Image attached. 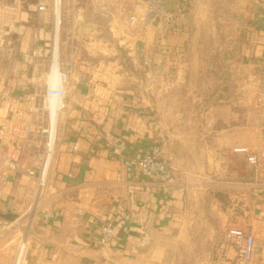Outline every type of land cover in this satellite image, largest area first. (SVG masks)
<instances>
[{
	"label": "crops",
	"instance_id": "obj_1",
	"mask_svg": "<svg viewBox=\"0 0 264 264\" xmlns=\"http://www.w3.org/2000/svg\"><path fill=\"white\" fill-rule=\"evenodd\" d=\"M163 2L171 15L169 22L139 24L128 29L122 37L112 39L113 47L109 49L110 53H117L115 46L121 45L123 50H128L127 54L132 56L136 66L146 70L147 82H135L137 78L127 80L125 72L109 68L103 61L92 63L89 59L94 53L91 45L93 36L86 32L73 34L62 40V43L77 45L69 54L62 51L65 59L74 57L64 84L62 101V94L58 92L63 89L59 56L54 50L46 77L49 91H54L51 101V93L46 98L52 130L62 102L63 113L58 121V143L49 187L42 207L37 209L38 220L31 228L33 233L29 229L24 234L27 238L31 237L32 242L23 264H42L44 260L48 263L51 262L48 258L55 260V256H59L64 249L86 250L87 246H97L98 226L104 221H111L114 225V238L104 246L105 251L124 259L147 263L163 250L161 241L181 231L192 219L191 212L197 203L192 204L190 198L202 196L206 186H190L189 181L194 179V175L183 164V152L176 141L188 135L178 124L195 120L197 123L217 122L221 117L217 109L222 100L214 95L209 98L201 95L197 99L203 102L205 110L191 113L187 109L188 99L181 95L178 97L177 92L204 85L205 81L200 84L198 78L193 82L191 79L194 74H206L202 62L211 54L263 67L264 6L261 0ZM38 3L44 4V10L38 11ZM68 3L72 11L87 10L86 6L78 7L77 0ZM31 4L30 10L23 0L12 3L0 0V96L4 97L0 99V123L9 115L20 122L25 120L26 102H18L15 98L18 95L27 98L33 92L37 97L40 95L38 68L44 57L52 52L51 8L47 0ZM60 4L61 0L57 7L56 4L54 6L56 17L57 13L59 17ZM178 7L182 8V13H177ZM214 9L229 12L228 21L235 28L232 32L222 36L206 33L204 28L209 20L224 19L221 16L211 17ZM58 17L55 19V41L58 40ZM80 25L87 27L86 22H80ZM96 42L104 45V39ZM34 51L39 59L37 67L34 66ZM101 53L102 59L104 52ZM35 68L38 70L36 75ZM207 74L213 76L216 72L212 69ZM248 103L252 107L257 100L252 98ZM261 115L264 117V108ZM246 118L250 120V111ZM106 132L122 138L125 148L120 154L103 147L102 134ZM211 132L213 139H229L226 153L243 160L231 153L233 146L245 144L237 141L241 136L213 127L207 133ZM165 134L168 140L164 145V157L175 169L173 182L162 183L157 178L126 171V165L136 156L137 146H150L157 136ZM38 146L36 143L30 147L29 161L38 151ZM226 170L228 173L234 171L229 167ZM249 170L244 171L239 181L229 176L221 183L216 181L207 185H219L229 192L232 189L235 194L238 189L244 191L238 200L242 199L244 206L250 204V208L246 206L244 210L243 218L248 216L243 225L253 234L257 244L252 264H264V174ZM233 174L235 178L236 171ZM28 181L23 174H11L0 205L1 213L14 212V209L27 204ZM211 201L218 200L212 198ZM52 211H57L58 216L45 219L44 215ZM209 215L216 222L211 233L218 235L223 230V238L228 227L240 225L232 222L226 212L214 209ZM6 222L0 218V264H13L15 254L12 260V252L16 245L13 239L17 230L8 228ZM226 242L219 244L212 264H233L235 249ZM8 244L5 252L1 250Z\"/></svg>",
	"mask_w": 264,
	"mask_h": 264
},
{
	"label": "rangeland",
	"instance_id": "obj_2",
	"mask_svg": "<svg viewBox=\"0 0 264 264\" xmlns=\"http://www.w3.org/2000/svg\"><path fill=\"white\" fill-rule=\"evenodd\" d=\"M12 1L14 0H7L8 3H12ZM68 1L71 2L72 0H61L59 10L60 18L57 13V17L59 18V59H65L62 51H67L69 54L74 50L73 47L77 46L75 43H62V40L73 34L79 35L86 32L93 36L91 45L94 53L91 55L92 58L89 59L92 63L98 64L103 61L104 65L106 64L107 67L117 68V70L122 73L125 72L124 77L127 80L131 81V78H137L135 82H147L149 77L145 74L146 70L136 66V63L132 60V56L127 54L128 50H123L121 45H117L115 46L117 53L109 52V49L111 50L113 47L112 39L116 40L122 37L128 29L134 28V26H130L129 24V16L134 12L135 8L140 11V7H135L136 0H77L76 4L78 7L85 8L86 6V12L77 10L72 11L70 9L72 7ZM26 3H28L27 7L29 6L31 10V3L34 2L26 0ZM119 3L121 4L118 5ZM47 4L51 8V14L53 16L52 33L54 35L56 29L54 0H47ZM57 6L58 1L56 0V7ZM216 16H221L224 19L213 20L214 22L209 20L207 26L204 28L207 34L222 36L229 34L235 29L232 28V24L228 21V11L214 9L211 13V17ZM80 22H86L87 27L81 26L82 24L80 25ZM91 23L92 26H88V24L91 25ZM238 23L241 24L239 21ZM236 28L239 29V27ZM99 39H104V45L100 42H96V40ZM101 52H104V58L102 59L100 54L103 53ZM51 58L52 52L49 56L47 55L44 57L45 60H43L42 65L38 68L40 76L38 79L41 81L39 87L41 91L38 96L39 101H42V97L45 93V82L50 70ZM68 58H70V56H68ZM72 59L74 60V57H72ZM202 65L206 69V74L198 76L194 74L192 76L193 80L191 79V81H196V78H198L199 80L197 81H199L200 84L205 81L204 85H197L188 88V90L177 92L178 97L181 95L188 99L189 107H187V109L191 113H199L205 110L202 105L203 102L197 99V97H201V95H204L203 98H209L214 95L216 98L218 97L222 100L220 107L217 109L218 114L221 116L217 122L197 123V120H195L194 122L178 124L179 127L185 129L184 131H186L188 135V137L176 141L179 142V149L183 152L181 155V158L183 157L184 159L183 164L187 166L188 170L194 175V179L189 181L190 186H206L202 196L199 198H190L192 204L197 203L191 212L193 214L192 219L186 222V225L181 231L161 241L163 250L153 257L154 260L147 263L138 260L124 259L117 254L105 251L104 246L97 244L95 247L87 246L88 248L86 250L78 248L64 249L60 252L59 256H55V260L51 257H46V259H50L51 262L46 263L44 260L42 264H212V260L217 257V248L219 244H227V242L223 238V230L219 232L218 235H216L217 233L215 235L211 233V230L216 227V222L210 217L209 213H212L214 209L219 212H226L231 217L232 222L240 224L238 227L246 228L243 224L246 222L245 218H247L248 215L245 218H243V215L246 206L250 208V204L244 206V201L242 199L238 200V198H241L240 194L244 191L238 189L239 194H235L232 192V189L231 192H229L228 189L226 190L219 185L212 187L207 184H215L216 181L221 183L228 179L229 176L239 181L242 179L244 171L248 169L251 170V168L248 167L243 160L226 153L225 147L226 144L229 143V139H213V133L207 132L211 127L217 130L227 129L230 130L232 135L241 136L237 141L243 143H249L257 139L260 129L264 125V117L261 115V110L264 106L257 103L255 106L252 105L251 107L248 100L252 98L257 100L262 89H264V85H262L260 81H257L261 76L263 67L250 65L249 62L244 64L238 59H226L213 54L210 56L208 55V57L203 60ZM212 69L216 72L213 76L207 74L211 72ZM212 77L215 78V81ZM254 84H256V86ZM50 93L51 101L54 91L50 90ZM49 94L47 96H49ZM52 110H54V108H52ZM249 111L251 118L248 121L246 116L249 114ZM62 113L63 108L59 114L58 121ZM199 133H201V135ZM165 136L166 140H168V136L166 134ZM227 167L236 171L235 178L233 177L234 171L232 172L231 170V173H228L226 170ZM44 197L40 199L37 205L36 203L30 205V202L27 201V204L14 209L12 213L16 214V217L12 221L3 219L7 221L5 225H7L8 228L17 230L14 236L15 240L13 239V243L15 242L16 245L13 247L12 260L14 254L16 256V248L20 244L22 236H25V232L30 229L29 232L33 233L32 229L38 220V210H40L43 205ZM212 198H216L218 201H211ZM221 218L223 220L225 219L224 217ZM228 220H230V218ZM31 242V237H28L24 259ZM8 246L9 244L1 250L5 252Z\"/></svg>",
	"mask_w": 264,
	"mask_h": 264
},
{
	"label": "built area",
	"instance_id": "obj_3",
	"mask_svg": "<svg viewBox=\"0 0 264 264\" xmlns=\"http://www.w3.org/2000/svg\"><path fill=\"white\" fill-rule=\"evenodd\" d=\"M264 6V0H261ZM55 6V0H54ZM136 8L129 16L130 26L149 25L155 21L160 23L169 22L171 15L166 11L163 0H136ZM44 4L38 3V11L44 10ZM177 13H182V8H177ZM54 18L56 14L54 12ZM55 34L52 44V55L54 50L58 51V40L55 41ZM34 66L39 65L38 56L35 55ZM59 56V55H58ZM60 77L63 89L62 101L65 95L64 84L69 76L72 67L71 59H59ZM38 74L35 68V75ZM253 76V75H252ZM255 77V76H253ZM257 78V77H256ZM260 78V79H259ZM257 81L264 85V66L261 76ZM46 83V82H45ZM45 93L42 101H39L36 93L25 98L23 95L16 96V101L26 102V117L23 122L16 120L13 116L0 123V205L3 203V196L11 174L27 176L29 189L26 192L30 205L38 204L40 199L46 195L49 187V175L55 157L58 143V120L52 130L48 110L45 105V98L50 93L48 85L45 84ZM256 86V84H254ZM3 100L4 97L0 96ZM257 103L264 106V89H262ZM63 108V102L61 108ZM88 136V134H86ZM103 147L113 153L120 154L125 148L122 138L118 135L106 132L102 134ZM39 144L31 160L27 159L32 144ZM166 136L159 135L150 146L139 145L136 147V156L126 165V171L143 177L157 178L162 183H171L174 180V167L164 157V145ZM231 153L241 156L244 162L251 167L255 173L264 174V125L260 129L256 140L233 146ZM58 212L52 211L44 215L45 219L57 217ZM124 217H126L123 214ZM114 225L111 221H104L98 226L96 241L102 246L110 244L114 238ZM224 238L235 249V260L233 264H252L257 251V244L253 234L245 228L237 226L228 227L224 232ZM27 245V237L22 236L17 247L13 264H22Z\"/></svg>",
	"mask_w": 264,
	"mask_h": 264
},
{
	"label": "water",
	"instance_id": "obj_4",
	"mask_svg": "<svg viewBox=\"0 0 264 264\" xmlns=\"http://www.w3.org/2000/svg\"><path fill=\"white\" fill-rule=\"evenodd\" d=\"M15 217H16V214H14L12 212H9V211H7L5 213L0 212V218L1 219L12 221Z\"/></svg>",
	"mask_w": 264,
	"mask_h": 264
},
{
	"label": "trees",
	"instance_id": "obj_5",
	"mask_svg": "<svg viewBox=\"0 0 264 264\" xmlns=\"http://www.w3.org/2000/svg\"><path fill=\"white\" fill-rule=\"evenodd\" d=\"M23 1H24V3H26V0H23ZM31 1L35 2L36 0H31Z\"/></svg>",
	"mask_w": 264,
	"mask_h": 264
},
{
	"label": "bare ground",
	"instance_id": "obj_6",
	"mask_svg": "<svg viewBox=\"0 0 264 264\" xmlns=\"http://www.w3.org/2000/svg\"><path fill=\"white\" fill-rule=\"evenodd\" d=\"M58 1V5H59V3H60V0H57ZM55 4H56V0H55Z\"/></svg>",
	"mask_w": 264,
	"mask_h": 264
}]
</instances>
